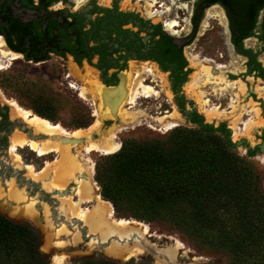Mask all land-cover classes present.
Here are the masks:
<instances>
[{"label": "trees", "instance_id": "obj_1", "mask_svg": "<svg viewBox=\"0 0 264 264\" xmlns=\"http://www.w3.org/2000/svg\"><path fill=\"white\" fill-rule=\"evenodd\" d=\"M213 1L225 7L233 32L243 24L249 29L245 35L255 34L253 28L264 0ZM258 31L256 36L264 49V16ZM157 32L161 33L159 29ZM171 39L161 34L151 55L163 70L170 68L183 80L186 62ZM239 50L249 55L250 69L264 77L255 54L249 49ZM179 106L184 112L183 100ZM188 120L193 127L177 126L151 141L127 139L118 151L100 157L95 177L102 197L111 202L120 217L168 221L197 247L227 253L229 264H264L261 172L235 152L224 123H206L195 112ZM89 124L88 118L75 126ZM247 154L252 156L253 151ZM41 242L32 224L0 212V264H50L40 250ZM75 262L129 264L107 258H78Z\"/></svg>", "mask_w": 264, "mask_h": 264}, {"label": "rangeland", "instance_id": "obj_2", "mask_svg": "<svg viewBox=\"0 0 264 264\" xmlns=\"http://www.w3.org/2000/svg\"><path fill=\"white\" fill-rule=\"evenodd\" d=\"M82 0H77L79 4ZM164 1L165 3L158 10L159 12L153 16L149 15V7L145 6V0H119V6L122 9H131L136 10L139 13L144 14V12L151 17V21L154 23L159 22L162 26V20L165 18H176L180 26L175 27L177 30L176 33H173L169 30L166 32L176 38L182 39L186 37L190 30L189 25V15L192 9L191 1H177V0H157ZM172 1H176L175 5H171ZM108 4H111L112 0L108 1ZM184 3V4H180ZM186 4V6H185ZM158 4H154L155 7ZM181 8H177L176 6ZM168 7V9H167ZM145 11H144V10ZM154 9V7H153ZM209 11L216 13L213 17L208 16V11H206V17L202 21V28L198 29L197 34L194 36L192 42L184 47V53L189 58V63L191 66V73L188 75L186 82L182 86V92L188 100H191L194 104L197 112L202 113L200 110V105L198 101L194 98V94H190L186 85L190 81L191 77L198 71V64L191 62L190 59L193 57H199L202 55L212 57L217 61L224 62L222 71L225 75V70H228L235 75L231 77L232 87L228 91L223 92L222 94H213L210 93V89L207 90L208 95L207 99L210 105H218L222 108H225L229 104V99L232 95L237 92V81H242L248 89L251 90L248 98L241 97L244 95H239L238 101L243 104L248 101L256 102V106L260 108L259 115L263 117L264 120V110L262 106L264 105V97H260L258 88H262V96H264V80L260 78H254L253 76L242 75L245 70L244 60L236 56L229 44L228 34L226 30V23L221 14L220 8L217 6L209 8ZM221 11V12H220ZM205 23V24H204ZM178 42H184L179 40ZM249 46H254V41L249 40L247 42ZM4 48V46H3ZM5 49V48H4ZM222 55V57L219 56ZM192 56V57H191ZM260 61L264 64V54L259 56ZM142 61H131L127 64V71H135ZM147 63H153L158 71L163 74V77L166 82L165 89L169 91L170 97H167L164 91H160L159 84L156 80L149 75L142 74L143 80L142 83L152 86L157 94H151L149 96L139 95L135 104L133 105L134 109L144 111L149 117L142 116L137 118L132 122H125L120 117L114 118H97L93 112L98 108L99 100L92 95L87 94L85 97L80 96V88H89V85L86 83V76L84 75L87 71H90L92 74L97 75L94 71L87 66L84 62L79 68L71 62V60H60L58 57H52L46 62L34 63L24 60L21 56L10 61L8 66L0 68V101L7 103L8 99H13L21 107L30 110L32 113H35L51 123H57L66 131H72L78 128H86L90 124H93L95 119H98L100 125V131H106L110 127L115 131L116 141L119 143V147L111 152L114 153L118 151L122 145V142L127 139H134L137 141H151L153 139L159 138L172 128L177 126H194L184 121L181 114L177 118L176 126L171 128H166L165 126L155 125V122L151 118L154 116H163L168 115L171 111L178 108L176 107L173 99V94L171 93L168 75L166 72L159 70L158 66L154 62L148 61ZM83 71V72H81ZM226 77V75H225ZM227 79V78H226ZM228 80V79H227ZM247 92V91H246ZM7 99V100H6ZM8 104V103H7ZM129 105V106H128ZM131 104L123 103V108H130ZM9 107V117L13 120V132H22L23 134H34V131L25 124L20 118L11 115L10 106ZM188 107V105H187ZM249 109L247 106L246 109ZM35 110H38V114ZM261 111V113H260ZM247 114V113H246ZM248 115V116H247ZM243 115L242 120H246L250 114ZM204 116V115H203ZM89 118L90 124L86 127H76L75 124L79 122L86 121ZM262 119V118H261ZM173 119L166 118V121H171ZM204 120L209 123H215L217 125L219 122H225L227 127L231 130V139L234 142H239L235 147V152L241 156L250 160L257 169L261 172L260 185L264 192V152L255 153L253 156H248L246 145H250L252 148L255 146L259 140L255 138V135L251 138H246L245 136L239 134L237 138H233L232 129L230 127V119L226 118H217L212 121H207L204 117ZM102 129V130H101ZM259 129V128H258ZM257 129V130H258ZM12 132V133H13ZM257 132V131H256ZM264 132V128L259 130V134ZM255 133V132H254ZM36 135V133L34 134ZM40 135V134H38ZM95 138L98 134H94ZM47 137V136H43ZM245 139V140H244ZM242 140H244L242 142ZM15 150V151H14ZM13 150L14 153H17L20 157V161L14 160V155L9 151L3 152L0 151V184L6 188L5 183L7 181H13L18 189H24L27 195L30 198H36V210L38 211V219L35 220L30 218L26 212H8L3 210V212L11 217H21L23 221H27L32 224L40 233L42 242L40 245L41 252L48 258L49 263L52 264L53 257L58 254H64L63 264H77L75 259L86 258L91 261H98L104 258L110 259L115 263L127 262L129 264H229L230 257L227 253L223 251L212 250L204 246L197 247L186 235L179 232L171 223L164 220H153L150 222L140 221L132 217H120L115 212H113V217L115 219L123 218L126 220H133L136 222H142L147 224L148 233L141 235L145 243L156 248V249H167L171 248L175 250L174 262H170L165 256H155L149 250H147L143 243L139 240V244L142 246V251L129 255L128 253L115 254L109 253L103 248V245L106 246L107 239L100 240L102 245L97 243L96 238H91L89 232H85V227L81 222L76 221L74 218H69L66 216H60V197L74 195L73 191L68 192L67 187L62 191H48L47 200L42 193L41 183L36 182L37 186H34L33 183H28L26 179L29 177L26 174V170L22 167L24 164H31L35 170H40L46 161L52 162L56 158V154L50 152L44 156H38L27 146H17ZM83 153V162L86 165L92 166L93 174L91 175V180L94 182L95 191L98 195L106 201L113 209L111 202L102 197L100 193V186L95 177V172L97 169V162H99L100 157L107 155L98 151H91L89 153ZM110 154V153H109ZM261 157V158H260ZM263 159V160H262ZM30 178V177H29ZM35 182V181H34ZM74 186L76 184H73ZM73 200H76L74 196ZM43 205H46L49 209L50 218L52 220V225L50 228H42L45 224L43 220ZM83 208H88L91 206V203L85 202L81 205ZM58 207V209H56ZM64 219V221H63ZM69 221V222H68ZM66 225L70 231H78L81 235V241L70 244L69 242L63 247H57L54 242L46 241L45 234H52L59 224ZM75 223V224H74ZM139 229L140 226L134 225ZM43 229V230H42ZM45 230V231H44ZM41 231V232H40ZM140 231V230H139ZM95 235L98 233H94ZM98 236V235H97ZM71 235L69 236H59L57 239L51 235V238L54 241H71ZM173 237V238H172ZM178 240V241H177ZM151 243V244H150ZM129 246L135 245L132 240L128 242ZM180 245V246H179ZM53 255V257H52ZM126 255V256H125ZM160 260V262H159ZM163 262V263H162Z\"/></svg>", "mask_w": 264, "mask_h": 264}, {"label": "bare ground", "instance_id": "obj_3", "mask_svg": "<svg viewBox=\"0 0 264 264\" xmlns=\"http://www.w3.org/2000/svg\"><path fill=\"white\" fill-rule=\"evenodd\" d=\"M155 2L156 0H145V6L149 7L148 13L151 16L159 12L157 9H153ZM214 15L217 14L208 10L209 17H213ZM162 22L166 30L173 33L177 32L175 27L179 26V23L175 17L165 18ZM3 44V40L0 37V68L8 66L10 61L20 57L17 53L3 49ZM190 61L197 63L199 68L187 83L186 89L190 94L195 95L194 98L198 101L200 111L207 121L217 118L230 119L229 123L233 138H237L239 134L246 138H251L252 133L256 132L258 128L264 127V120L259 115V108L256 106V103L248 101L245 104H240V101H238L239 95L246 93V87L242 81L236 82L237 92L230 97L227 107L222 108L218 105H210L207 99V90L210 89V93L213 94H222L228 91L235 82L226 79L222 71L223 65L221 64L217 65L218 70L213 72L210 61L206 59L201 60L198 56H195ZM142 74L151 76L159 84L160 91H164L167 97L171 96L169 91L165 89L166 82L163 74L158 71L153 63L147 62L142 63L133 72L125 71L120 75L121 85L113 88L114 92L117 93L116 99L119 101L114 109L104 106L103 96L106 89L90 71L84 74L89 88L81 87L79 90L80 96L85 97L87 94H90L99 100L98 108L93 112L97 118L101 116L103 118L118 116L125 122H132L142 116L149 117L144 111L134 109L133 107L139 95L149 96L158 93L152 86L142 83L144 79ZM258 91L259 95L262 96L261 87L258 88ZM7 103L10 106L11 115L20 118L34 131V134L47 136L45 140H36L28 138L22 132H13L9 137L8 151L14 155V160L20 161L19 155L13 152L17 146H27L38 156H44L50 152L56 154V158L52 162L46 161L40 170H35L31 164H24L22 167L30 177L28 178L41 183L42 188L48 191L62 190L73 180L76 183V200L74 201L71 196L60 197V212L66 217L74 218L76 221L81 222L86 229L84 231L89 232L92 235L91 238H96L97 243L102 245L100 240L107 239L106 246L103 245V248L109 253L122 254L127 251L126 254L128 253L129 256L141 252L144 248L142 249V246L139 244L138 237L148 233L147 224L123 218L115 219L111 206L95 191L96 186L94 187V182L91 180V175L93 174L92 166L85 165L82 159L83 153H81V150L84 153L98 151L103 154H109L119 147L115 131L112 129L114 126L106 131H100V123L98 119H95L93 124H90L86 128L66 131L57 123H51L45 118L21 107L13 99H8ZM123 103L131 104L130 108H123ZM247 106L249 109H246ZM246 113L250 114V116L246 120H242V115ZM178 116V111L174 109L168 115L154 116L151 119L155 122V125L162 124L166 128H171L176 125ZM166 118L173 120L166 121ZM94 134H98V136L93 138ZM62 137L69 138V140H61ZM5 185L6 188L0 184V208L8 212H26L30 218L37 220L39 214L35 207L37 203L36 198H30L24 189H18L11 180L7 181ZM85 202H90L91 206L83 208L81 205ZM42 213L43 220L45 221L42 228H50L52 220L46 205H43ZM134 225L140 226V231ZM94 233L98 234L95 235ZM51 235L56 239L61 235H71V241H54ZM44 238L45 242H54L57 247H63L68 242L74 244L81 241V235L78 231H70L62 223L57 226L52 234L46 233ZM130 240L135 245L129 246L128 242ZM161 251L171 263L174 262V249L163 248ZM63 258L64 254H58L51 259V262L52 264H63Z\"/></svg>", "mask_w": 264, "mask_h": 264}, {"label": "flooded vegetation", "instance_id": "obj_4", "mask_svg": "<svg viewBox=\"0 0 264 264\" xmlns=\"http://www.w3.org/2000/svg\"><path fill=\"white\" fill-rule=\"evenodd\" d=\"M108 1L110 0H82L77 4V0H0V37L4 43L3 46L5 50L17 53L24 60L34 63L46 62L54 56L60 60H71L77 68L85 62L97 75L101 85L106 86L119 83L120 75L127 71L126 66L129 62H154L159 70L167 73L174 103L182 118L184 117L185 121L190 123L188 119L192 112H195L202 116L203 121L206 122L203 114L197 112L193 102L188 100L182 92V86L192 71L188 57L184 53V47L192 42L198 29H203L201 25L206 17V11L217 6L222 11L220 12L223 14L226 23L229 44L234 54L244 60L245 70L242 75L264 80V77L257 75L258 70L250 69L248 65L249 55L241 53L239 50H251V53L255 54V60L260 63L261 68L264 70V64L259 59V56L264 54V49H262L261 40L256 36L259 33L258 28H260L264 16V6L260 9L253 28L255 34L245 35L249 29L243 24H241V27L235 25L236 29L233 32L228 12L220 1L183 0L191 1L192 9L189 15V33L186 37L180 39L168 34L163 22L162 26L159 22H152L151 17L145 12V15H143L136 10L122 9L119 6V0H112L111 4H108ZM164 3V1L158 3L156 0L155 4H158V7L154 6V9L161 10L159 8ZM175 4L176 1L171 2V5ZM176 7L181 8L178 5ZM158 29L161 33L157 32ZM161 34L171 36V43L175 44L176 48H180L181 55L186 62L182 68V72H186L183 80L175 77L170 68L163 70L151 55L157 50L155 40ZM179 40L184 42H178ZM249 40L254 41V46L247 44ZM219 56L222 57L221 54ZM200 59L210 61L213 72L218 70L217 65L225 64L205 55L200 56ZM169 64H172L171 61ZM182 72L179 73L182 74ZM231 73L235 72L225 70L226 78L229 81L233 80L230 78L235 76ZM245 87L246 95L241 97L248 98L251 90L246 85ZM181 100H183L184 112L181 111L179 106ZM261 101L263 102L264 99ZM262 108L264 110V105ZM8 110V104L0 101V151L3 152L8 151L9 137L14 131L13 120L9 117ZM261 118L263 119V117ZM219 123L225 124L231 139V130L226 123ZM213 124L215 125V123ZM261 128L264 127H260L257 132L253 133V137L255 135L259 142L253 148L246 145L249 146V149H246L247 152L252 150L253 155L261 153L258 148V145L264 142V132L258 133ZM73 184L76 183L72 180L66 186L68 192L73 191L74 195H68L72 198L75 196L76 187ZM40 190H42L45 200H47L48 190L43 188H40ZM59 214L60 216L64 215L62 212H59Z\"/></svg>", "mask_w": 264, "mask_h": 264}, {"label": "water", "instance_id": "obj_5", "mask_svg": "<svg viewBox=\"0 0 264 264\" xmlns=\"http://www.w3.org/2000/svg\"><path fill=\"white\" fill-rule=\"evenodd\" d=\"M103 85V87L106 89V92H105V95L103 96V104H104V106H109L111 109H114L115 107H116V105L119 103V101L116 99V97H117V93L116 92H114V89L113 88H117L118 86H120L121 85V79H120V81H119V83L117 84V85H112V86H106V85H104V84H102ZM183 120L185 121V118L183 117ZM179 123H176V125H178ZM189 124H191L192 125V123H189ZM175 125V126H176ZM194 125V124H193ZM77 129V128H76ZM27 136H28V138H33V139H36V140H45L47 137H43V136H45V135H42V134H40V135H38V134H36V135H34V134H32V135H30V134H26ZM93 138H95V135L93 136ZM61 140H69V138H64V137H62L61 138ZM239 142H235V144L237 145ZM258 148H259V151L260 152H264V142H262L261 144H259L258 145ZM246 149H249V146H246ZM26 181L28 182V183H33L34 184V186H37V183L36 182H34L33 180H31V179H29V178H27L26 179ZM0 212L1 213H3V214H5L4 212H3V210H1L0 209ZM113 212H114V210H113ZM11 217V216H10ZM11 218H13L15 221H23L22 219H20L21 217H11ZM41 232V231H40ZM139 238V240L143 243V246L147 249V250H149L153 255H155V256H160V255H163V256H165L163 253H162V251H161V249H156V248H153V247H151V246H149L147 243H145V241H144V239L141 237V236H139L138 237ZM166 257V256H165ZM167 258V257H166ZM168 259V258H167ZM169 260V259H168ZM170 261V260H169Z\"/></svg>", "mask_w": 264, "mask_h": 264}]
</instances>
